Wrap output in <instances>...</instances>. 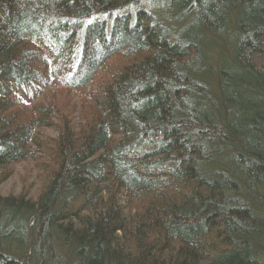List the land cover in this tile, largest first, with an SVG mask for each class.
<instances>
[{"label":"trees","instance_id":"trees-1","mask_svg":"<svg viewBox=\"0 0 264 264\" xmlns=\"http://www.w3.org/2000/svg\"><path fill=\"white\" fill-rule=\"evenodd\" d=\"M20 162L0 264H264V0H0Z\"/></svg>","mask_w":264,"mask_h":264},{"label":"rangeland","instance_id":"rangeland-1","mask_svg":"<svg viewBox=\"0 0 264 264\" xmlns=\"http://www.w3.org/2000/svg\"><path fill=\"white\" fill-rule=\"evenodd\" d=\"M45 133L53 135V130L45 129ZM28 164L26 162L14 163L12 166L13 172L12 174L0 184V193L1 194H8V193H17L21 189V174L25 172ZM31 166V165H30ZM35 172L33 171V175Z\"/></svg>","mask_w":264,"mask_h":264}]
</instances>
